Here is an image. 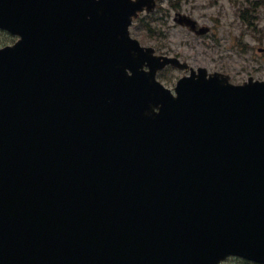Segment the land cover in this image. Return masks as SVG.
Wrapping results in <instances>:
<instances>
[{
  "label": "water",
  "instance_id": "95a60500",
  "mask_svg": "<svg viewBox=\"0 0 264 264\" xmlns=\"http://www.w3.org/2000/svg\"><path fill=\"white\" fill-rule=\"evenodd\" d=\"M153 6L0 0V264L264 263V80L174 96L128 31Z\"/></svg>",
  "mask_w": 264,
  "mask_h": 264
},
{
  "label": "rangeland",
  "instance_id": "374dc122",
  "mask_svg": "<svg viewBox=\"0 0 264 264\" xmlns=\"http://www.w3.org/2000/svg\"><path fill=\"white\" fill-rule=\"evenodd\" d=\"M169 1L157 0L155 16L159 21H154L147 29L145 23L135 22L138 34L134 32L133 36L139 38L138 35H142L143 44L155 45L168 54H178L194 66L226 72L234 83H241L248 76L264 79V6L254 14L255 25L249 28L241 22L237 12L250 6L252 0H182L179 3L180 11L210 27L207 34L198 36L188 28L175 24L173 11L169 12V19L164 18ZM145 21L152 23L149 16ZM5 40L6 34L0 31V42ZM173 73L175 79L182 74L177 70ZM162 76V80L167 79L166 71ZM163 82L169 87L173 86L171 82ZM225 264L247 263L230 258Z\"/></svg>",
  "mask_w": 264,
  "mask_h": 264
},
{
  "label": "trees",
  "instance_id": "16d2710c",
  "mask_svg": "<svg viewBox=\"0 0 264 264\" xmlns=\"http://www.w3.org/2000/svg\"><path fill=\"white\" fill-rule=\"evenodd\" d=\"M259 3L264 5V0L255 1L254 4L251 6V8H255ZM240 15H241V18L243 20H245L249 26L251 24V19L248 16L249 15L248 12L244 9V10L240 11ZM244 263H246V262H244Z\"/></svg>",
  "mask_w": 264,
  "mask_h": 264
}]
</instances>
